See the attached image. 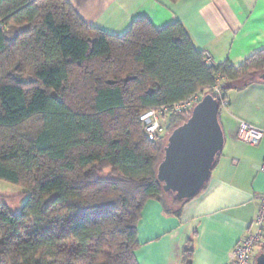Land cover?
<instances>
[{"label": "trees", "instance_id": "obj_1", "mask_svg": "<svg viewBox=\"0 0 264 264\" xmlns=\"http://www.w3.org/2000/svg\"><path fill=\"white\" fill-rule=\"evenodd\" d=\"M263 71L264 49L241 66L207 64L178 21L141 18L116 36L67 0H0V180L27 194L17 213L0 202V264H139L146 203L179 214L190 200L166 191L157 169L167 131L192 110L171 114L155 140L141 114L215 97L218 80L227 96ZM194 251L189 238L181 264Z\"/></svg>", "mask_w": 264, "mask_h": 264}, {"label": "crops", "instance_id": "obj_2", "mask_svg": "<svg viewBox=\"0 0 264 264\" xmlns=\"http://www.w3.org/2000/svg\"><path fill=\"white\" fill-rule=\"evenodd\" d=\"M89 25L121 36L147 18L161 29L181 22L194 45L216 64L241 66L264 49V0H67ZM221 111L226 142L206 188L179 214L158 199L144 206L138 225L139 264H181L194 239L193 264H231V252L249 232L264 191V137L258 145L236 138L240 121L264 129V80L227 92ZM165 120V125L167 124ZM260 255L256 248L253 260Z\"/></svg>", "mask_w": 264, "mask_h": 264}, {"label": "water", "instance_id": "obj_3", "mask_svg": "<svg viewBox=\"0 0 264 264\" xmlns=\"http://www.w3.org/2000/svg\"><path fill=\"white\" fill-rule=\"evenodd\" d=\"M264 80V71L259 74ZM226 135L220 118V104L206 94L192 109L188 119L168 136L157 176L166 191L179 200L194 198L209 181L216 156L225 145ZM256 264H264V252Z\"/></svg>", "mask_w": 264, "mask_h": 264}, {"label": "built area", "instance_id": "obj_4", "mask_svg": "<svg viewBox=\"0 0 264 264\" xmlns=\"http://www.w3.org/2000/svg\"><path fill=\"white\" fill-rule=\"evenodd\" d=\"M207 64L215 65L209 54H205ZM215 98L220 104V112L229 106L228 97L220 89V80L213 87ZM201 100V94L195 93L191 97L159 108H152L141 114L140 120L151 140L158 139L165 133V118L171 114L191 111ZM264 137V129L245 121H240L236 131V138L251 145H258ZM264 173V162L260 166ZM258 208L249 232L245 238L236 244L231 252V264H252L256 248L264 242V191L255 197Z\"/></svg>", "mask_w": 264, "mask_h": 264}, {"label": "rangeland", "instance_id": "obj_5", "mask_svg": "<svg viewBox=\"0 0 264 264\" xmlns=\"http://www.w3.org/2000/svg\"><path fill=\"white\" fill-rule=\"evenodd\" d=\"M167 122L170 121L171 115L167 116ZM167 126L165 125V128ZM172 127V126H171ZM169 135V131H167ZM167 138L165 139V144L167 143ZM27 200V194L24 193L22 187L15 184L0 180V202L6 204L13 212H20L24 203ZM259 252L264 251V242L257 247ZM258 257V255L256 256Z\"/></svg>", "mask_w": 264, "mask_h": 264}]
</instances>
